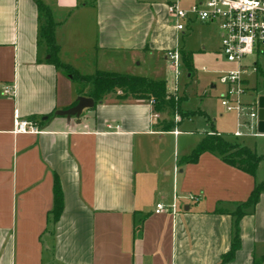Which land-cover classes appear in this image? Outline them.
<instances>
[{
    "label": "crops",
    "instance_id": "0c3cea01",
    "mask_svg": "<svg viewBox=\"0 0 264 264\" xmlns=\"http://www.w3.org/2000/svg\"><path fill=\"white\" fill-rule=\"evenodd\" d=\"M42 2L54 13L58 56L74 70L71 62L81 59L103 71L117 60L138 65L154 53L165 61L175 45L163 30L164 3ZM37 33L32 0H0V264H219L230 244V213L255 183H264L258 167L251 177L210 153L179 163L205 133L178 150L190 132L160 131L149 102L107 95L78 121L54 115L80 95L69 76L45 61ZM260 57L256 68L264 72ZM247 75V92L256 90ZM6 85L13 94L2 93ZM15 116L36 121L40 133H14ZM258 135L238 138L261 137L255 148L264 156V134ZM54 177L63 202L56 220L49 214ZM157 204L175 208L155 213ZM239 237L226 264L259 258L264 264V190L239 220Z\"/></svg>",
    "mask_w": 264,
    "mask_h": 264
},
{
    "label": "rangeland",
    "instance_id": "374dc122",
    "mask_svg": "<svg viewBox=\"0 0 264 264\" xmlns=\"http://www.w3.org/2000/svg\"><path fill=\"white\" fill-rule=\"evenodd\" d=\"M148 1L158 4L166 3V0ZM192 2L193 0H180L179 6L184 8ZM162 23L166 28L163 29L166 35H172L174 38L175 45L173 48L180 49L191 55V73L189 74L187 70L181 66L177 78V90L174 93L171 92L173 88L174 74L159 53L146 55L142 62L137 60L135 63H139L138 65H129V63H123L117 60L116 63L108 66L109 70L119 73H130L132 75L144 76L151 79L158 78L165 80L167 93L174 96L175 100L179 102L178 105L180 111L189 115L183 117L176 114V111L173 110L172 112H166L159 115L156 119L159 122L163 120L166 122L172 121L177 124L176 126L178 130L190 132L191 135H182L179 138L178 150L184 145L196 143L201 135L214 130L225 135V139L248 146L257 154H261L258 149L256 150L255 145H258L263 139L261 137L234 138L231 133L236 127V117L232 112L226 111L220 105V95L223 92V87L219 83V74L233 70L234 65L227 63L219 54L217 24L195 22L189 27H186L182 32H176L173 30V33H171L170 30L172 27L174 28L175 19L167 14ZM85 57L87 58V56ZM87 59H89V57ZM263 59V56H261L259 62L262 63ZM254 61L255 57L252 56L247 57L245 60L247 63H252ZM70 65L76 69V72L79 75H91L95 72V68H88V64L84 63L82 59L77 60L75 63L71 62ZM99 68L106 69L103 66H99ZM59 70L61 71L60 68ZM247 77L250 80L249 86H253L254 88L257 86V88L256 90L246 92L242 99L246 102L256 101L258 97L264 96L262 81H260V76L257 72L254 74H248ZM72 85L75 90V84L73 82ZM212 86L214 88H212ZM109 98L114 100L115 95L112 94ZM252 108L253 111H255L256 104H253ZM241 131L242 133L246 131L255 133L256 128L251 126V122H249V125L241 127ZM169 149V154L172 159V144H170ZM257 174L258 179L264 181V159L261 160L258 165Z\"/></svg>",
    "mask_w": 264,
    "mask_h": 264
},
{
    "label": "trees",
    "instance_id": "16d2710c",
    "mask_svg": "<svg viewBox=\"0 0 264 264\" xmlns=\"http://www.w3.org/2000/svg\"><path fill=\"white\" fill-rule=\"evenodd\" d=\"M32 1L36 6L38 19L37 44L45 49L48 56L45 61L58 69L60 68L65 75L69 76L70 80L75 84L77 94L91 98L94 102L93 107L102 102L107 95L114 94V100L117 102L127 100L149 102L153 115L159 116L175 110L176 114L180 116H189L180 111L179 102L175 100L174 96L167 93L166 82L163 79L153 80L144 76L103 70H95L91 75H79L76 70L62 63L58 56L59 49L54 37L56 24L53 10L44 4L42 0ZM180 54L182 66L190 74L191 55L182 50H180ZM256 72L261 77L264 86V72L260 68H256ZM176 125L172 121L166 122L163 120L156 122V127L162 132L172 131ZM203 153L213 154L223 163L251 177L255 176L259 163L264 159L263 155L257 154L247 146L235 141H229L225 139V135L212 130L210 133H205L194 149L188 155L179 159V163H195ZM263 190L264 183H255L247 200L238 204L235 210L230 213L232 219L230 244L228 250L220 256L219 264H226L233 259L235 252L240 246L239 220L246 213L252 212ZM52 195L53 202L49 214L56 220L61 214L63 205L62 191L56 177L53 180ZM214 212L223 213L220 210H215ZM261 261L262 258H259L254 260L252 264H260Z\"/></svg>",
    "mask_w": 264,
    "mask_h": 264
},
{
    "label": "built area",
    "instance_id": "2783aa9c",
    "mask_svg": "<svg viewBox=\"0 0 264 264\" xmlns=\"http://www.w3.org/2000/svg\"><path fill=\"white\" fill-rule=\"evenodd\" d=\"M180 0H166L167 14L175 19L174 30L182 32L195 22L216 23L219 35V54L229 64L234 65L233 70L219 74V83L223 87L220 95V105L236 116V129L232 136H242V126L249 125L257 128V101L244 103L243 95L247 92L245 76L256 72V63L245 62L247 57L255 60L264 54V0H193L184 8L179 6ZM164 58L169 69L174 74L173 88L177 90L178 75L182 66L180 50L168 49ZM5 96L13 94L8 85L2 88ZM253 104L256 110L253 111ZM156 116V115H155ZM14 133L38 134V123L34 120H21L14 117ZM252 135H258L257 131ZM175 205L164 208L157 204L155 213L164 210H174Z\"/></svg>",
    "mask_w": 264,
    "mask_h": 264
},
{
    "label": "water",
    "instance_id": "95a60500",
    "mask_svg": "<svg viewBox=\"0 0 264 264\" xmlns=\"http://www.w3.org/2000/svg\"><path fill=\"white\" fill-rule=\"evenodd\" d=\"M94 106V102L91 98L79 96L75 100V104L66 109V110H58L54 113L56 116L65 117L66 120L70 118H75L78 121V118L83 110L91 109ZM257 132L258 134H264V96H260L257 98Z\"/></svg>",
    "mask_w": 264,
    "mask_h": 264
}]
</instances>
